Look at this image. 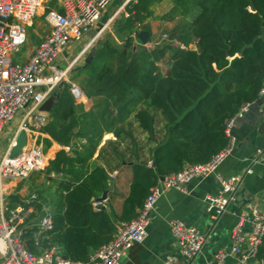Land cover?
<instances>
[{"label":"trees","instance_id":"obj_1","mask_svg":"<svg viewBox=\"0 0 264 264\" xmlns=\"http://www.w3.org/2000/svg\"><path fill=\"white\" fill-rule=\"evenodd\" d=\"M160 1L136 0L127 9L129 17L119 21V32L127 33L122 46L95 42L84 68L75 70L71 80L83 96L99 99L96 117H85L83 128V105L75 101L70 84L54 91L49 119L40 131L47 136L43 144L66 147L84 137L88 145L73 148V157L60 150L45 168L61 193L51 203L53 230L41 236L39 247L33 241L36 227L26 233L29 251L55 248L70 260H86L112 240L117 224L137 218L160 178L206 164L225 150L228 122L264 88V0H172L163 18L180 15L187 23L180 38L185 48L164 71L143 48L133 51L131 35ZM190 37L194 50L187 48ZM132 126L146 137V146L139 147ZM104 131H111L115 141L100 150L102 165L90 168ZM123 162L130 164L132 177L120 212L107 202L94 210L92 200L110 188L107 171ZM18 191L9 195L10 208L21 204ZM35 209L41 213L42 206ZM255 260L264 264V237Z\"/></svg>","mask_w":264,"mask_h":264},{"label":"built area","instance_id":"obj_2","mask_svg":"<svg viewBox=\"0 0 264 264\" xmlns=\"http://www.w3.org/2000/svg\"><path fill=\"white\" fill-rule=\"evenodd\" d=\"M47 1L0 0V146L4 126L21 111L23 116L19 129H23L27 135L26 147L17 157L8 161L6 152L0 159V264H121L130 249L144 241L149 215L162 192L171 188L183 192L185 185L191 180L213 174L219 164L231 154L233 142L231 129L235 120L243 117L249 105L240 108L228 122L226 135L229 138V146L225 150L206 164L192 165L179 173L163 178V181L153 188L145 199L137 218L127 223L117 224L112 240L90 253L86 260L63 259V255L55 248L42 250L38 254L29 251L25 244L26 233L32 227H36L33 241L34 245L39 247L41 236L53 230L52 212L42 210L43 212L36 216L35 207L40 205L36 194L31 195L28 200L21 201V204L14 208H10L9 183L25 180L32 172L43 170L45 162L39 130L46 124V118L39 113V108L51 91L62 85L72 65L98 38L91 39L83 50V54L81 53L64 69L58 67V58L69 45L79 42L96 25L101 13L109 7L112 0H76V4L69 7L64 15L49 12L45 16V21L50 27L48 37L40 42L25 61L13 62L12 54L18 53L20 48L27 44L28 28L32 26L38 11ZM129 1L131 6L136 3V0ZM128 17L129 13H125L124 18ZM139 28L140 24L136 23L137 31L132 34L134 40ZM165 38L163 36V39ZM144 47L151 49L152 45L147 42ZM68 84L71 86L75 101L81 102L84 96L79 88L71 82ZM263 95L264 88L259 93V96ZM13 142L14 138L10 146ZM250 173L251 169L248 168L246 174ZM219 182V193L206 196L203 200L205 212L214 221L220 219L234 201L242 184V177L219 178ZM103 203L92 200V207L97 210ZM250 216L253 228L247 239L250 247L249 257L253 259L252 264H257L255 255L264 237V207L251 209ZM240 220L243 221L242 216ZM241 221L232 232L234 241L231 249L216 252L212 260L206 264H227L228 258L240 254V244L243 243L240 236ZM169 228L176 239L181 256L188 262L193 261L202 251L205 234L179 220L170 221ZM245 261L246 258L241 257V264Z\"/></svg>","mask_w":264,"mask_h":264},{"label":"crops","instance_id":"obj_3","mask_svg":"<svg viewBox=\"0 0 264 264\" xmlns=\"http://www.w3.org/2000/svg\"><path fill=\"white\" fill-rule=\"evenodd\" d=\"M51 1H53L52 3L54 6L52 5L53 8L50 9V12H55L60 15L66 14L67 9L76 4V0H50V2ZM130 2L129 0H112L109 7L101 13L96 25L91 28L95 30L98 24L107 25L104 32L98 37V42L105 36L107 38L104 40L114 45L122 46L127 33L119 32V21L124 18L125 13H128L127 9L131 6ZM172 7V0H161L158 3H154L150 7L149 15L142 21L140 25L142 28H139L138 31L147 32V42L151 43V49L145 50V44H142L137 38L134 40L133 51L139 50L140 47L143 48L144 51L150 54L156 66L160 65L157 60L160 61L162 58L167 59L173 57L177 54L179 49L185 48L180 38L186 32L187 23L183 22V18L180 15H175L173 19L170 20L163 18L172 10ZM36 17L33 22H35ZM43 19L44 23L47 24L45 17ZM30 28H28V30ZM133 33L134 32H132V34ZM163 36L166 38L163 39ZM81 40L87 43V46L91 41V37L86 33ZM166 41L169 42L167 45L165 44ZM37 46L30 49L28 55ZM172 46L177 47L176 54L173 53ZM85 48L86 47H84L83 50ZM187 48L195 49L192 37H190V43ZM70 51L71 49L68 47L67 50L59 56L57 65L60 69H64L68 66V64L63 63L67 62L66 59L64 60L63 55H69ZM81 53H79V55ZM153 55L157 57L154 58ZM25 59L23 61H25ZM86 60L87 58L85 61ZM81 66L83 67L84 65ZM63 83H68V80H64L62 84ZM59 87L61 86L56 88ZM56 88L51 91L50 97L53 96ZM77 103L83 105L84 113H82L83 115L80 118L79 124V128H83L86 125L84 122L85 117L90 116L89 114H93V116L96 117L94 112L96 110V105L99 103V99H87L84 97L81 102ZM20 113L22 114L23 111ZM39 113L46 118L47 122L49 119V112L39 111ZM20 123L21 120L15 127L17 131L19 130ZM41 130H39V133ZM230 133L231 138H233L232 152L219 164L217 170L213 174L205 178L191 180L185 185L183 192L173 188L166 189L162 192L157 199L153 211L149 215L144 241L132 247L125 259L121 261V264H206L212 260L216 252L229 251L231 249L234 241L232 232L238 222L241 221V216L243 218L240 232V236L243 239V243L240 244L241 251L238 256L228 258L227 264H241V257L246 258L244 264L253 263V259L249 257L250 247L247 243V239L253 228L250 210L253 208L262 209L264 207V95L259 96L256 101L249 104L243 117L235 120ZM40 137L47 138V136L42 133H40ZM114 141L115 137L112 133L105 131L102 133L93 157L90 160V168L102 165V161H98L97 159L98 154L107 143H113ZM87 145L88 141L84 137H77L72 141L70 146L66 147H61L51 142L48 149L51 154L50 160H53L56 153L60 150H64L66 154L73 157V148L80 150ZM111 166L110 169L107 166L109 169L107 174L110 188L107 190L106 202L109 203L116 213H119L122 199L128 191L132 172L130 164L125 162H123L120 167ZM248 168L251 169L250 174H246ZM50 176L54 177L53 174ZM230 176L242 177V184L235 195L234 201L227 208V211L220 219L214 221L205 212L203 200L206 196L217 195L219 193V178L223 179ZM12 185L13 182L9 183V190L12 189ZM173 220H179L187 226L194 227L205 234L206 239L202 251L191 262H188L181 256L176 239L170 232L169 222Z\"/></svg>","mask_w":264,"mask_h":264},{"label":"rangeland","instance_id":"obj_4","mask_svg":"<svg viewBox=\"0 0 264 264\" xmlns=\"http://www.w3.org/2000/svg\"><path fill=\"white\" fill-rule=\"evenodd\" d=\"M53 1L50 2V0L47 1V3L44 4V6L41 8V10L39 11L35 22H33L32 27L28 30V43L26 46H23L20 48L18 53L12 54V61L13 62H22L28 55V52H30V49H32L33 47L37 46L42 40L46 39L50 33V27L44 23V17L50 12V9H52V3ZM54 6V5H53ZM103 37V36H102ZM107 37L104 36V39H106ZM169 42L166 41V45ZM86 44L84 41L82 42V40L79 43H74L73 45H69L68 47L71 49V51L68 54H64V60L66 59L67 62H63L64 64H70L72 62H74V60L78 57L79 53L82 52L83 48L86 47ZM95 44V43H94ZM91 45L87 51L80 57V59L74 63L69 71V74L67 75V79L68 82H72L74 85H76L72 80L71 77L73 76L74 72H75V68L81 67V65H83L84 61L86 58H88L91 48L94 46ZM164 44V46H165ZM173 47V46H172ZM173 53L176 54L177 52V47H173L172 49ZM69 57V58H68ZM154 58H156L157 56L153 55ZM170 58H165V59H161L160 61H158V63L160 64L158 66V68L160 69V71H164L166 68V64L167 62L171 59ZM50 97V96H49ZM22 114L19 112L17 114L14 115L13 119L8 122L4 128H3V132H2V144L0 146V159L1 157L7 152L10 144L12 143L13 138L15 137L17 128L16 125L19 123V121L22 118ZM159 118H157V130H159L160 126H158L159 124ZM29 128V127H28ZM135 126L131 127V130L134 134V137L137 141V144L140 146H146V137L142 136L141 134L137 133V131H135ZM30 129V128H29ZM139 131V130H138ZM106 132H110L111 131H106ZM141 132V131H139ZM39 141V140H38ZM38 141H36L37 145H38ZM129 144V143H128ZM49 148L45 147V144H43L42 142V155L44 157V162H45V166L43 168V170L38 171V172H32L29 177L25 180L22 181H11L10 183L13 182V185L11 186L12 189L9 190V194H12L15 190L16 187H19V197L22 199V201L24 200H28L29 197L33 194L37 195V199L40 203V205L42 206V210H49L51 211V203L55 200L58 199L61 190L58 189L57 186V181H54L53 176L50 177V174L46 173L45 168L48 166V163L50 161V150H48ZM145 160L147 159L144 156ZM49 176V177H48ZM55 178V177H54ZM6 181V180H4ZM41 211V213L43 212ZM41 213H36L37 215H40Z\"/></svg>","mask_w":264,"mask_h":264},{"label":"water","instance_id":"obj_5","mask_svg":"<svg viewBox=\"0 0 264 264\" xmlns=\"http://www.w3.org/2000/svg\"><path fill=\"white\" fill-rule=\"evenodd\" d=\"M106 27H107V25L105 26V25L98 24L97 29H95V30L90 29L87 32V34L91 37V39L98 38L104 32ZM136 38L142 44H146L148 41V34H147V32L140 30L137 32ZM145 50H149V49L145 48ZM88 58H89V56H88ZM88 58H87V60H88ZM78 68H76L75 70H77ZM83 68H84V66H83ZM53 101H54V96L47 98L46 101L40 106L39 111L49 112V110L52 107ZM26 144H27L26 132L23 129H19L17 131V133L15 134L13 145H11L7 150L8 161H11L13 158L17 157L22 152V150L26 147ZM154 166H155V163L153 162L152 167H154ZM162 181H163V178H160V182H162ZM96 201L106 202L107 201V190L103 191L101 196L96 198ZM62 258L66 259L65 256H63ZM262 263H264V261Z\"/></svg>","mask_w":264,"mask_h":264}]
</instances>
